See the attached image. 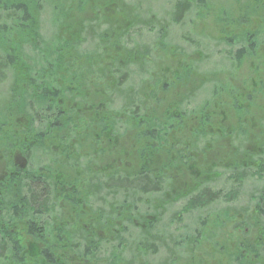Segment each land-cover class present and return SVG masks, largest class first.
<instances>
[{
    "label": "flooded vegetation",
    "instance_id": "obj_1",
    "mask_svg": "<svg viewBox=\"0 0 264 264\" xmlns=\"http://www.w3.org/2000/svg\"><path fill=\"white\" fill-rule=\"evenodd\" d=\"M0 26V51L5 52L7 49L3 38L6 34L9 36L11 30L3 24ZM245 26L242 25L239 32L258 31V28L247 30ZM39 30L41 36L40 23ZM231 44L235 46L233 41ZM130 45L133 49L132 60L124 54L127 48L122 44L112 50L109 44H103L97 50L94 45L96 52L92 55V61L85 62L75 55V46L69 44L65 59L59 66L57 46L51 40L50 45L44 47V54L46 51L47 54L49 51L55 54H49L52 59L44 62L45 69L41 68L44 69V82L36 71L29 72V62L25 56L29 52L36 53L37 47H34V51H29L26 45L11 48L14 54L17 50L15 56L19 57L18 66L13 67L18 68L19 81L11 86L8 77L5 81L1 80V109L2 105L6 108V103L17 91L12 101L14 106L15 101L25 100L28 96L37 100L36 96L41 91L57 93L58 89L50 83V73L53 70L56 75L66 65H69V75L83 99L82 103L72 101L70 104L66 101L63 107L60 100L54 99L60 105L57 109L59 113L71 119L76 115L81 118L75 122L69 134L59 133L51 125L41 127L38 122L31 124L27 121L26 117L36 113L30 108L32 103L17 108V114L18 111L23 113L16 122L15 130L9 124L1 125L0 172L8 168L9 173L3 172L0 176V195L7 190L4 187L1 190L2 186L7 187L5 176L17 179L23 175L32 177L26 173V169H29L27 155L38 154V168L44 169L36 178L32 177V183L39 187L35 193L39 194L40 200L46 201L49 209L41 208L33 217L26 219L23 208L13 206L11 212L5 215L6 223L14 228L24 232L33 226L35 230L32 237L22 235L17 238L18 256H33L36 253L32 250L36 246L46 264H119L113 255L116 243V250L123 244H129V251L137 257L133 259L138 264L143 260H146V264H152V259L161 251L168 252L169 243L177 251L180 248L183 250L187 213L198 216L207 213L209 206L222 202V193L209 189L210 184L221 178L218 169L226 163L232 167L234 163L246 162L251 154L261 153L259 145L250 141L252 126L247 129V125H239L240 128L234 118L235 114H240L245 122L250 112L259 110L251 108L250 104L244 106L246 98L251 101L264 99L260 98L263 91L255 93L257 90L252 88L253 81L249 76L245 79L250 85L235 91V98L241 103L237 106L233 104L228 110V113H233L232 120L224 116L223 109H218V112L214 104V109L205 113L210 119L214 118V123L203 125L197 121L198 113L184 112L180 106L184 102L178 104L174 96L169 95V91L177 92L178 99L184 95L189 84L187 62L176 61L170 54V47L164 45H157L155 50L153 46L147 50ZM80 48L84 49V46ZM229 51L236 54L232 64L247 59L251 72L257 73L256 77L259 78V73L264 69L262 43L247 45L246 48L239 46L237 50L233 47ZM66 82L64 80L60 85H66ZM261 83H264L262 78L259 85ZM10 110L9 104L7 109H3L7 117L15 115ZM40 114L49 116L47 110ZM220 114L222 117L217 124L216 117H220ZM108 116L114 117V123ZM160 117L164 118L167 128L165 132L162 130V134L158 129L156 140L151 122ZM11 132L14 138L10 142L8 138ZM5 134L7 142L2 141ZM232 137L243 145L238 149L230 148L228 161H216L220 146H229L225 141ZM257 137H261V134ZM245 141L250 142L244 146ZM29 148L33 150L31 153ZM262 154L259 157L263 158ZM228 175L232 176L231 180L234 179L232 173ZM140 179L144 183L142 186L136 183ZM7 182L9 184L10 180ZM10 187L16 185L11 183ZM202 191L209 193V200L201 199ZM260 192L264 193V190ZM228 194L224 212L233 216L237 194ZM10 197L16 201L25 198L20 194ZM248 205L253 215H247V219L239 214L227 222L216 217L215 222H208L212 233L221 223L225 224L227 239L221 237L220 241H226L232 252L240 251L241 258L246 257L247 252L237 248V243L248 242L253 250L264 243L255 219L256 213L264 210H260L256 204ZM244 209L241 207L238 211L243 212ZM249 227L255 230L250 232L246 229ZM235 236L239 237V241L234 240ZM27 245H30L29 251ZM58 245L63 246L62 251ZM77 245L80 248L75 247ZM46 248L45 257L42 251ZM229 258L224 264H234V256Z\"/></svg>",
    "mask_w": 264,
    "mask_h": 264
},
{
    "label": "rangeland",
    "instance_id": "obj_2",
    "mask_svg": "<svg viewBox=\"0 0 264 264\" xmlns=\"http://www.w3.org/2000/svg\"><path fill=\"white\" fill-rule=\"evenodd\" d=\"M97 1L100 3V0ZM184 2V0H119L115 6L113 5L107 10L109 11L108 14L114 13L116 9L121 10L118 13L127 18L123 22V28H126L130 20L135 23V26L132 25L134 27H130L131 33L128 39L129 42L131 41L130 44L134 45V48L148 50L153 46L155 50L157 45H164L170 47V54L173 55L176 61L187 62L186 71L189 75V84L184 95L178 99L176 97L177 92L169 91V95L174 96L173 99L178 104L180 101L184 102L180 105L184 112H207L213 110V106L216 104L217 111L223 109L224 116L232 120L233 113H228V110H231L228 103L232 100V103L235 104L237 100L233 99V96L236 95L235 91L238 88H246L247 85H250L245 78L251 71V64L247 59H244L241 63L229 66L225 56L226 54L231 55L232 53L229 50L241 45V41L232 46V41L236 42L235 39L238 41L237 37L240 29L235 27L232 31L228 22L234 20L238 14L246 12L245 10H248L247 8L254 0H203L199 6L193 3L191 4L193 7L188 12L184 13L183 10H179L181 13L178 11L179 15H176L175 12L178 8L182 9L181 4L184 5ZM192 2L194 1L192 0ZM178 5L181 6L178 7ZM53 6L52 4L51 7H46L42 11L41 37L42 40H47L46 37L57 35L52 41L59 44L61 40H64L67 30L62 24L58 25L57 28L52 26L51 19L53 17L51 12ZM63 6L65 7V4ZM261 16L264 17L262 10L259 11V15L250 16L251 22L247 24V29L253 30L261 26L259 21ZM107 24L105 23V26L102 24L103 29H106ZM108 36H105L107 40L103 44L112 41V36L109 39ZM92 42L94 44V40ZM229 43L231 46H229ZM261 43L264 46V42ZM220 90L222 91L220 92ZM237 102L238 104L241 103V101ZM250 105L253 108H259L258 111L254 109L255 111L246 116L248 121L245 123V125L252 124V130L249 132L250 141L257 146L255 138L258 134L262 133L264 137V110L261 109L262 106L264 107V99H254L250 102ZM221 114L220 117H222ZM225 143L229 146L226 144L220 146L216 156L218 162L228 161L227 152L231 147L238 149L243 145L239 141L236 142V138L233 140V137L226 140ZM250 174L252 172L234 173V179L231 180V175L222 172L221 178L210 184L212 186H209V189L214 192L222 193L220 198L222 202L209 206L207 213L198 216L187 213L184 222V228L186 229L184 230L183 250L181 251L182 248H180L177 251L170 243L168 244V252H160V249L157 248L160 253L152 259V264H224L227 259L230 260L229 257H232V255L234 256L232 260L234 264H264V243L261 244V247H255L254 250L248 242L237 243V248L240 247V250L247 252L246 257L241 258L240 251L236 252L237 249H235L236 253H234L228 247V243L225 244L226 241H220L221 237L227 239L228 233L225 224L221 223L214 233L211 232L210 225H208L210 221L215 222V217L218 220L227 222L239 214L244 219H247V215H253L248 205L250 204L249 200L255 194L264 190V173L258 177L250 176ZM236 178H242V180ZM233 192L237 194V199L234 202L236 207L232 216L231 213L224 211L226 209L225 201L229 197L228 193ZM240 206L245 207L243 212L238 211L241 208ZM255 219H257L256 215ZM256 224L259 225L264 239L262 223L256 220ZM246 229L250 232L255 230L250 229V227ZM198 236L199 238H197ZM234 240L239 241V237L235 236ZM115 246L116 243H114L113 255L117 258L119 264L139 263L133 259L137 257L130 253L129 244L121 245L118 250L115 249ZM235 260L238 262H235ZM141 264H146V260H143Z\"/></svg>",
    "mask_w": 264,
    "mask_h": 264
},
{
    "label": "trees",
    "instance_id": "obj_3",
    "mask_svg": "<svg viewBox=\"0 0 264 264\" xmlns=\"http://www.w3.org/2000/svg\"><path fill=\"white\" fill-rule=\"evenodd\" d=\"M119 0H100V3L97 0H0V24H3L8 27L9 30H11V34L7 36V34L3 38V44L6 46L7 51H0V82L1 80H6V78H9V82L12 86V84L16 85L19 81V74H18V66L19 63V57L15 56L17 55V50L15 49V54L12 52L11 48L16 47L18 45H26L29 48V51H34L36 49V53H27L25 54L26 60L29 62L28 70L30 73L37 72L36 74L41 78V80L44 82L43 76H44V69L45 65L44 62L51 60L52 58L48 56L50 53L44 54V47L48 46L49 42L53 40L56 36H48L46 37L47 40H42V37L39 35V21L43 9L46 7H51L52 4L54 5L52 7L51 15L53 19H51L52 26L58 27V25L62 24V26L68 31L69 33L64 35V40H61L59 44H54L57 46V57H58V64L61 66V62L64 61V55L67 50V46L69 44H72L75 46V55H77L80 60L92 61V55H95L96 50L99 47H103V43L107 39L105 36H108V39L110 36H112V41L110 43H106L105 46H108L112 50L116 46H119L120 44L123 45V47L127 48L125 49V53L129 57V60H132L131 51L133 50L130 45L131 41L129 42V36H130V27H134L135 23L130 20L128 22V25L126 28H123V22L127 19L123 17L122 14H119L118 12H121V10L116 9L114 13H109L107 8L111 6H115L116 3H118ZM184 5L181 4L183 7L182 9L178 8L181 5H178V10L176 15H179L181 13L179 10H183L184 13L188 12L192 7L193 3L196 5H200L203 0H184ZM65 4V7L63 6ZM51 5V6H50ZM248 10H244L246 12H243L241 14H238L237 17L234 20H231L228 22L229 27H232V31L235 27H238L237 29H241L242 25L250 24L251 19L250 16H256L259 15V11L262 10L264 12V0H254L252 4L247 8ZM63 12H62V11ZM179 11V13H178ZM108 14V15H107ZM109 18H108V17ZM90 17V18H86ZM113 17V18H112ZM262 17V18H261ZM259 21L260 25L258 27L257 32H239L238 41L235 39L236 42L234 43H240L241 45L235 46V50L239 48V46H243L246 48L247 45L251 44H261V42H264V17L261 16ZM105 23H108L106 25V29L102 27V24L105 26ZM244 23V24H243ZM134 25V26H132ZM245 26V27H246ZM1 27V26H0ZM61 27V26H60ZM246 27L245 29H247ZM262 29V30H261ZM248 30V29H247ZM53 34V32H52ZM105 35V36H104ZM52 37V38H51ZM40 38V41L37 42V40ZM94 40V44L92 42ZM12 41V42H10ZM1 42V39H0ZM48 44V45H47ZM230 44V43H229ZM84 46V49L80 48ZM94 45L97 47L96 50H94ZM3 47V46H2ZM34 47H37L34 49ZM11 50V51H10ZM10 51V54H9ZM26 51H28L26 49ZM55 53H52L53 56ZM235 53L232 54V59H230L231 55L226 54V60L229 62V66L232 65L235 61ZM8 56H11L12 58L9 59ZM55 61V60H54ZM16 66L15 68H13ZM12 67V68H11ZM44 69H41V68ZM92 67V66H91ZM93 68V67H92ZM91 68V71H92ZM96 72L97 70L93 68ZM263 72L259 73V78L256 76L257 73H252L250 71L249 78L253 81L252 88L256 89L255 93H261L263 91V94L260 98H264V83H261L259 85V79L262 78V81H264V69H262ZM58 73L55 75L56 72L53 70L51 71V79L50 83L55 86L58 89V92L55 91H41L39 95L36 97L37 100H33L30 96L28 98L22 99V101H15L16 106L13 105L12 101L15 100L17 96V92L14 93V96L9 99V102L6 103V108L2 105V109L0 107V130L1 125L9 124L11 129H16L17 127V120L21 118L22 111H18L19 114L16 113L17 108L26 106L27 103H32V106L30 107L35 111L36 113L34 115H29L26 117L27 121H30V123L38 122L41 127H45L47 125H51V128H56L59 133L64 132L65 134H69L71 130L74 129V124L76 121H79L81 118L78 117V115L72 117H66L65 114H61L58 112V107L60 105L56 103L57 101L54 100L55 98L57 100H60L63 104L66 103V101L71 102L76 101L77 103H82V100L79 96V92L77 89H75L74 84L75 81L71 79V76L69 75V65H66L65 69H60L57 71ZM78 73L80 71L78 70ZM77 73V74H78ZM66 80V85H60L61 82H64ZM43 84V83H42ZM40 86V85H39ZM66 87V88H65ZM40 88V87H39ZM72 88V90H71ZM61 90V92H59ZM259 89V90H258ZM53 90V89H51ZM222 90H220L221 92ZM236 96V95H235ZM235 96H233V99H236ZM259 97V96H258ZM24 98V97H23ZM13 99V100H12ZM78 99V100H77ZM260 100V99H259ZM31 101V102H28ZM251 100L244 101V106L247 104H250ZM9 104V109L12 113H15L14 116L7 117L4 113L3 109H7V105ZM230 104V105H229ZM238 102L236 101L234 106H237ZM225 105V104H224ZM229 106H233L232 100L228 103ZM226 105V107H228ZM91 106V105H90ZM251 108L253 106L250 105ZM35 109V110H34ZM261 109L264 110V107H261ZM47 110L49 112V116H44L43 114H40L41 111ZM75 111V110H74ZM206 112L201 111L197 114V121L203 125H212L214 123V118L211 117V119L208 117V115L205 114ZM57 114V115H56ZM52 115V116H50ZM108 118L111 119L114 123V117L108 116ZM221 117L217 116V124H219V119ZM235 124L236 125H245L244 122V116H241L240 114H235ZM164 118L160 117L158 119H154V121L151 122V125H153L152 129L155 130L153 132V135H155V139L158 138V129H160V133L162 134V130L166 131V126L164 124ZM4 123V124H2ZM52 123V124H51ZM252 124L247 125V129H250ZM240 127V126H239ZM241 128V127H240ZM13 133L11 132L9 134V141L11 142L13 140ZM161 139V137H160ZM256 144L259 145V150L261 153H253L248 158V161L246 162H240V163H234L231 167L230 164L226 163L225 165H222L218 172L222 175V172H227L228 174H241V173H251L250 176L258 177L260 174L264 173V137L261 133V137L255 138ZM1 141V138H0ZM3 142H7V137L5 134V137L2 140ZM250 141H245L244 146ZM35 150L37 148H34ZM30 153L33 151L32 148H29ZM49 152V151H48ZM263 153V154H262ZM263 156V158L259 155ZM38 154L31 153L30 155H27L28 162H29V169H26V173L31 175L32 177L36 178L38 174H40L41 171L44 169H39L38 164L39 160L37 157ZM228 164V165H227ZM238 165V166H236ZM10 171H12V168L10 167ZM3 172L9 173L8 168H4ZM0 172V176H2V173ZM13 172V171H12ZM220 175V176H221ZM234 176V175H233ZM249 176V175H248ZM30 176L23 175L21 179H17V177H10L7 175V177H4V181L7 187L2 186L1 190L7 189L4 191L3 194L0 195V264H7V258H9L8 262L11 263H18V264H46L44 262V257L41 256L38 253V249H36V246L33 248V256H29L26 254L22 257L18 256V242L17 238H21L22 235L32 237V232H34L33 226L29 230H21L19 228H14L13 226L6 223L5 215L9 214L11 212V207H22L24 210V216L26 219H28L29 216H34L36 214V211L40 210L41 208H45V210H48L46 201L40 200L39 194H36L35 191L38 190V186L33 185L32 181H34ZM246 177V176H245ZM243 178V177H242ZM242 178H236L239 180H242ZM252 178V177H250ZM258 179V178H256ZM7 180H10L9 184L6 183ZM262 180V179H261ZM2 182V181H1ZM14 184L16 187H10V185ZM137 185L142 186L143 180L140 179L137 182ZM264 183V182H263ZM4 187V188H3ZM263 193V192H262ZM261 192L255 194L253 197L250 198L251 204H256L257 207H259L260 210H264V193ZM13 195H24L25 198H20L19 200L13 199ZM202 200H209L210 195L206 191H202ZM9 206V207H8ZM257 220L262 223V227H264V212H257L256 213ZM22 242V240H21ZM58 247L61 249L63 248L62 245H58ZM70 247V245H69ZM75 247H79L75 246ZM261 247V246H259ZM30 245L26 246V249L29 251ZM35 250V251H34ZM46 249L42 251V255L46 257ZM63 249H61L62 251ZM27 251V252H28ZM260 254V252H259ZM235 262H238L235 260Z\"/></svg>",
    "mask_w": 264,
    "mask_h": 264
}]
</instances>
